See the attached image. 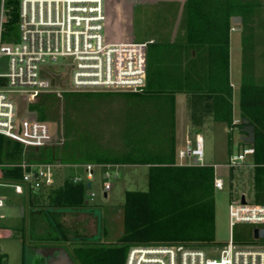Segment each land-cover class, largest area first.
<instances>
[{"label":"trees","instance_id":"16d2710c","mask_svg":"<svg viewBox=\"0 0 264 264\" xmlns=\"http://www.w3.org/2000/svg\"><path fill=\"white\" fill-rule=\"evenodd\" d=\"M239 1L187 0L189 42L220 46L221 51L224 49L227 72L232 18L240 16L242 9L247 6ZM18 23L19 0H6V20L3 26L5 40L10 39ZM75 93L83 94L73 95ZM88 93L71 92L70 96L92 98ZM136 94L125 93L128 98ZM50 95H41L33 107L44 111L50 109L52 106L47 104ZM240 110L241 120H248L255 127L256 140L252 145L255 153L250 160L255 170L254 200L264 204V86L245 82L241 88ZM115 120L118 123V119ZM241 120L235 123L233 119L231 89L229 111L224 122L232 132L236 127L242 130L244 124ZM120 129L117 130L119 142L113 145L115 147L107 149L97 144L26 148L0 135V177L7 183H19L23 177L19 165L23 162L62 166L78 163L149 166L148 189L126 191L125 201L118 208L123 229L120 232L113 229V232L109 217L103 215L99 240L85 232L79 234L77 230L72 234L70 228L59 219L65 214H74V217L81 213L93 214L90 210L96 209L99 204L89 200L91 187H88V183H74L73 179H66L59 188L54 189V184L43 189L45 193L29 196L28 201L34 213L39 212L53 231L46 241L73 242V256L78 264H126L129 250L133 246L163 242L199 247L214 243V167L179 165L177 138L172 128L140 122L128 127L126 117ZM241 142L245 144L243 140ZM59 170L55 171L56 177ZM102 239L106 242H102Z\"/></svg>","mask_w":264,"mask_h":264},{"label":"built area","instance_id":"2783aa9c","mask_svg":"<svg viewBox=\"0 0 264 264\" xmlns=\"http://www.w3.org/2000/svg\"><path fill=\"white\" fill-rule=\"evenodd\" d=\"M6 0H0V67L5 59L7 71H0V135L24 145L26 148L49 146L54 139L52 124L48 121L21 118L18 102L13 94H20L29 105L43 94L61 95L68 92L128 91L141 92L147 79L146 50L153 40H110L105 0H20L19 39L5 42ZM63 59L59 66L58 60ZM60 75L59 88L48 75ZM255 148L248 145L242 153L226 164L229 168L252 166L250 158ZM187 160L182 166H210L205 162V143L200 136L189 140L178 153ZM23 177L19 183H10L17 194L39 192L55 184L58 164L19 165ZM85 177L74 176V183L93 185L95 170L103 168L104 194L112 189L110 179L118 177L117 165H83ZM215 167V166H214ZM0 184H4L0 177ZM9 184V183H7ZM215 189L224 183L215 178ZM95 192H89L91 201ZM5 200L0 197V211ZM231 231L238 224L264 228V204L246 200L229 205ZM2 215H0V218ZM260 240V239H255ZM209 253L218 251L210 248ZM126 264H264V245L255 243L236 245L232 237L220 250L219 260L209 257L205 249L184 243H157L130 248Z\"/></svg>","mask_w":264,"mask_h":264},{"label":"crops","instance_id":"0c3cea01","mask_svg":"<svg viewBox=\"0 0 264 264\" xmlns=\"http://www.w3.org/2000/svg\"><path fill=\"white\" fill-rule=\"evenodd\" d=\"M131 3L127 24L131 25L130 28L133 32H139L136 29L137 19L143 20L147 16H156L157 20L154 21L155 26L151 29L149 38L145 39V41L153 40L146 50V85L141 92L128 98L126 103L128 127L133 126L135 122H140L149 125L157 123V126L161 124L172 128L176 134L179 153L189 140L200 136L205 141L206 136L219 132L220 125L228 127L224 120L229 111L231 89L233 90V119L235 123L239 122L241 113L237 117L234 109L235 89L240 87L241 96V88L245 82L264 86V84L256 82V80H260L259 82L264 83V32L255 30L251 34L246 33L249 31L248 27L253 28L254 25L256 28L258 26L257 17L253 19L250 13L246 17H241L243 22L247 23H243L248 30L245 32L242 31V28L234 26L232 22L227 72L224 49L221 51L220 46L189 42L187 0H143V2L134 0ZM139 8L142 12L138 13ZM149 9L151 11L148 13ZM237 31L242 33V56L240 78L237 82H233L232 35ZM135 38L138 36L132 39ZM246 40L250 43L245 44L243 41ZM239 129L236 127L234 131ZM244 136V134L239 135L238 148L242 147L241 141ZM186 162L187 160L181 161L177 156L179 165ZM117 166L119 175L122 174L121 169L130 167ZM100 169L103 176L104 169ZM3 182L4 184H0V186L9 185L5 181ZM56 182L55 179V184H57ZM39 192L34 193L39 194ZM17 195L24 196V200H20L24 206L23 204L17 206L21 211L20 216L24 217L25 221V205L29 204L28 200L31 194L26 191L24 194ZM107 196L105 195L106 198ZM0 197L5 200L4 208L12 209L15 206V201L11 196L0 193ZM30 208L32 228H19L17 223L3 225L5 223L2 224L1 221L6 218L2 213L3 209H1L0 264H70L64 252L68 254L74 264H78L73 256V242L46 241L48 235L53 231L43 216L39 212L34 213L31 205ZM30 215L27 214L28 217ZM72 215H62L59 218L60 222L63 223ZM70 230L72 234L75 230L80 234L84 229L70 228ZM24 233L27 238L26 246L19 242L18 250H16L15 245L14 249L2 245V241L5 240L20 239L22 241Z\"/></svg>","mask_w":264,"mask_h":264},{"label":"rangeland","instance_id":"374dc122","mask_svg":"<svg viewBox=\"0 0 264 264\" xmlns=\"http://www.w3.org/2000/svg\"><path fill=\"white\" fill-rule=\"evenodd\" d=\"M106 10L108 15L107 29L108 37L110 40H133V37L138 36L134 40L145 41L149 38L151 29L155 26L154 21L157 20L156 16H147L143 20L137 19L136 29L139 31L133 32L127 24V17L129 13V6H132L134 0H105ZM137 2H143V0H135ZM20 2V0H19ZM241 4L247 5L242 9L241 15L238 17H246L250 13L252 18L257 17L256 21L258 26L253 25V28L247 30V26L241 23H234L236 27L242 28V31H248L247 34L253 33L255 30L258 32H264V0H240ZM259 3V4H256ZM263 3V4H261ZM131 4V5H130ZM142 4V3H139ZM154 4V3H153ZM262 6H261V5ZM259 6V7H258ZM151 10L147 11L148 13ZM142 12L138 9V13ZM255 12V13H253ZM254 15V16H253ZM234 18V17H233ZM232 18V22H233ZM254 21V20H253ZM255 23V22H254ZM142 35V36H141ZM242 33L240 31L234 32L232 35V78L233 82H237L240 78V67H241V46ZM249 37V35H247ZM19 39V28L13 32L10 39L5 40L8 43H15ZM245 44H249L250 41H243ZM244 52V51H243ZM63 59L58 60L57 65H61ZM2 73L7 71V65L5 59L2 60L0 67ZM260 81V80H259ZM259 84H264L259 82ZM63 92L61 95L54 93L50 95L48 100L50 109L40 110L35 109L34 104L29 105L28 110L26 108L23 113L31 114L33 116H41L47 119L52 124L54 132V139L50 146L65 147L68 145H80V144H97L103 145L107 148L116 145L118 141V131L121 130L120 126L126 122V111H127V96L125 93L128 91H89V95L92 98H76L70 96L71 92L66 91V88H62ZM83 94V93H82ZM81 93L73 95H82ZM87 94V95H88ZM15 100L20 97V94L12 95ZM240 87L235 89V102L234 109L237 117L240 116ZM118 119V123L115 119ZM226 126V125H225ZM220 125L219 132L210 134L205 138V162L211 166H215V176L221 179L224 183L222 190H216L215 200V240L214 243L205 246H199L209 254V257L215 260H219L220 250L225 246L231 239L236 245H245L255 243L258 245H264V239L255 240L253 231L256 228L249 224H238L231 231L229 225V205L233 201H239L245 196L246 200L255 204H261L256 202L255 191V170L252 166H241L235 168H229L226 164L229 159L233 156L242 153V148L247 147L248 144H241V148H238L237 142L239 135L243 134L241 129L232 131L228 127ZM116 127V128H115ZM116 130V131H115ZM242 143V142H241ZM120 144V143H119ZM108 146V147H107ZM115 147V146H113ZM232 149V150H231ZM251 160V157H249ZM92 165V164H91ZM68 168H67V167ZM62 166L61 170L58 171L56 177L57 184L54 189L59 188L66 179H72L74 176L85 177V170L83 164H73ZM73 166V167H72ZM71 167V168H69ZM122 170V171H121ZM121 175L110 179L112 189L109 191L107 198L102 191L103 176L102 170L97 167L95 180L93 186L89 188V192L96 193V199L90 201L92 203L99 204L96 209L101 212V215L109 217L111 230L114 232H120L123 229V223L121 215L119 213L120 206L125 201L126 191H146L148 189V168L145 166H130L121 169ZM119 174V173H118ZM46 190L40 191L39 193H45ZM0 193H6L11 196L15 201V206L12 209L6 207L2 210L6 220L1 221L3 225H14L17 223L19 228H32L31 208L30 205H25V221L24 217L20 216V206L23 204L24 196H19L15 192L14 186L9 183L6 186H0ZM34 191H30L33 194ZM36 193V192H35ZM26 199V197H25ZM22 200V201H20ZM24 206V204H23ZM30 215L29 217L27 216ZM97 216L89 213H81L78 216H71L67 218L64 223L69 228H83L82 232L86 235L96 236L98 233V221ZM116 226L120 228H116ZM42 228V227H41ZM18 239V238H17ZM26 235L24 233V239H11L2 241V245L7 248L14 249V245L17 248L19 242L27 245ZM16 240V241H15ZM15 241V242H14ZM29 241V240H28ZM31 241V240H30ZM17 242V243H16ZM102 242H106L102 239ZM163 243V242H162ZM157 244V243H155ZM217 248L218 251L209 253L210 248ZM18 250V248L16 249ZM42 261V260H41Z\"/></svg>","mask_w":264,"mask_h":264},{"label":"water","instance_id":"95a60500","mask_svg":"<svg viewBox=\"0 0 264 264\" xmlns=\"http://www.w3.org/2000/svg\"><path fill=\"white\" fill-rule=\"evenodd\" d=\"M241 22H242L241 17L236 16L233 18V23H241ZM52 77L55 79V87L58 89L59 88V80H60L61 76L53 74ZM16 101L18 102V106H19L18 115L21 118H29V119L47 121V119L43 118L44 114H40L41 116L37 117V116H33L31 114L23 113V111H25L27 108V102H26V99L24 97H18ZM241 122L244 124V126L241 130L245 134V136L242 138L244 143H246L248 145H253L255 143V140H256L255 127L253 125H251L248 120L242 119ZM88 187H90V184H88ZM105 195H107V194H105ZM242 203H246L245 196L242 197ZM90 212H92L94 215H96L97 219H98V233L99 234L96 237V239L99 240L101 238V235H102V215H101V212L97 209L90 210ZM253 235H254V239H264V228L263 229L255 228L253 231ZM64 255L68 259L70 264H74L70 260L68 254L66 252H64Z\"/></svg>","mask_w":264,"mask_h":264},{"label":"flooded vegetation","instance_id":"af4514ba","mask_svg":"<svg viewBox=\"0 0 264 264\" xmlns=\"http://www.w3.org/2000/svg\"><path fill=\"white\" fill-rule=\"evenodd\" d=\"M50 76H52L53 74H49Z\"/></svg>","mask_w":264,"mask_h":264}]
</instances>
